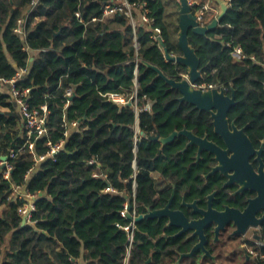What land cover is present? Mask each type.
I'll return each instance as SVG.
<instances>
[{"label": "trees", "instance_id": "1", "mask_svg": "<svg viewBox=\"0 0 264 264\" xmlns=\"http://www.w3.org/2000/svg\"><path fill=\"white\" fill-rule=\"evenodd\" d=\"M111 2L0 0V78L10 80L27 70L15 86L28 89L30 111L41 114L47 106V133L28 135L18 103L0 85V155L15 153L9 157L10 179L0 164V264H125L129 249L127 264H177L198 238L180 234L167 218H144L133 224L131 242L124 229L132 223L122 215L125 205L130 200V212L140 215L165 205L172 193V204L179 207L183 195L203 201L206 193L221 189L220 176L205 183L203 174L215 163L208 152L198 159L197 147L187 146L185 136L166 144L153 138L184 128L200 136L213 133L210 114L181 101L179 89L145 64L176 80L188 74L186 65L166 59L155 38L159 29L169 52L182 54L176 38L180 2L127 0L135 25L126 9L105 16ZM137 12H145L149 21H138ZM24 19L23 38L16 28ZM189 40L200 58L198 83L235 91L229 116L259 146L264 139V0H229L218 26L206 35L191 31ZM235 46L241 47L242 60L233 56ZM134 91L138 96L132 104L120 106L108 98ZM60 142L62 148L49 156ZM41 155L46 157L38 162ZM14 185L36 195L34 223L21 226L26 199H12ZM260 233L263 237L264 222ZM207 249L215 260L196 251L178 264L223 260L221 248L210 244ZM253 261L261 262L259 256Z\"/></svg>", "mask_w": 264, "mask_h": 264}, {"label": "water", "instance_id": "2", "mask_svg": "<svg viewBox=\"0 0 264 264\" xmlns=\"http://www.w3.org/2000/svg\"><path fill=\"white\" fill-rule=\"evenodd\" d=\"M180 2L179 9V33L178 44L182 50V54L175 55L169 52L163 39L159 37V43L164 49L165 57L168 61L181 63L188 67V77H183L180 80L172 79L168 77L158 66L145 62L148 66L152 67L160 77H162L173 88L179 89L181 92V101H188L192 103L197 109L208 111L213 118L214 130L217 134L221 135L227 146L226 149L220 147L217 143L210 141L207 137H201L188 129H182L180 131L175 130L167 137H159V135L153 137L159 139L163 144L173 141L178 136H185L188 138V145H197L199 147L198 158L201 155L202 150L209 151L215 155L218 164L213 167L212 172L221 171L228 178V183L237 181L242 187L240 190H244L248 187L256 189L258 196L250 199L247 208L241 211L234 207H227L224 211H217L212 206L210 200L208 209H200L199 212L203 215L202 218L189 220L185 213L181 210H173L169 203L163 208L150 209L145 214L134 216L128 213L127 216L138 222L144 218H161L166 217L169 220V225L180 228L179 233H185L186 230L196 228L193 235L198 238L191 251L181 253L178 263L183 257H191L196 251H202L204 256H209L214 259V255L207 249L206 243L208 241L204 228L207 225H211L212 221L218 223L215 233L218 238L219 230L224 224L233 220L237 225L235 234H245L248 227L253 224L255 226L261 222L262 219H257L256 214L259 209H264V162L261 158L264 145L260 149L256 150L253 142L246 134L244 128H239L234 122L230 124L228 118V112L236 104V93L233 90L231 94L225 92L223 88H210L200 89L193 86L198 82L201 77L200 58L196 53L194 47L191 46L189 40V34L193 31L196 34L206 35L209 31L215 29L222 18L225 16L228 10V1H221V11L217 16L208 24L202 25L197 19V16L193 8L189 5L187 0H178ZM32 61V58L31 60ZM128 104H132L128 102ZM232 152L231 156L228 153ZM255 153L259 155L260 160L259 174H257L250 163V157ZM1 160L6 161L7 155H0ZM247 177L244 180L242 177ZM261 182L252 183L253 180H259ZM213 195L210 197L212 198ZM186 204V203H185ZM189 206H196V203L189 204ZM131 205L129 206L130 211ZM26 224V217L22 218L21 226Z\"/></svg>", "mask_w": 264, "mask_h": 264}, {"label": "built area", "instance_id": "3", "mask_svg": "<svg viewBox=\"0 0 264 264\" xmlns=\"http://www.w3.org/2000/svg\"><path fill=\"white\" fill-rule=\"evenodd\" d=\"M189 5L193 8L198 21L200 22V24L202 25H206L205 22V16L206 13L208 12V10L211 9V5L209 1H205V2H199V0H187ZM229 2V0H228ZM126 9V13L131 16L132 19V5L130 3L127 2V0H112L111 3H108L104 9V15L105 16H109L111 14H113L115 11H122ZM77 16L80 17V13L77 12ZM25 20L21 21L20 26L18 28H16V31L24 38L25 37V28H24V24H25ZM142 20L143 21H149V18L146 16L145 12L142 13ZM133 22V19H132ZM135 25V23H133ZM159 34L160 31L159 29H156L155 31V38L157 40H159ZM232 54L235 58H237L238 60H242L243 58V54H242V49L240 46H235L233 47V51ZM27 73V70L25 69H21L17 76L13 79L7 80V79H2L0 78V85H7L8 86V91L9 93H11L12 97L15 99V101L18 103L21 114H22V118H23V122L25 123V127L28 130V135H31L32 133H35L37 135V137H41L44 134L47 133V128H46V113H47V106L44 105L42 106L43 109V113H39L38 111H30V109L28 108V103L26 100V95L28 93V89L21 91L20 89H18L15 86V82L23 77L25 74ZM183 77H188V74H184L182 76ZM193 86L195 88H200L203 90L206 89H210V88H223L225 90L226 93H228V88L224 87V86H217V85H212V84H207V83H194ZM67 94L70 96L72 95V91L69 90L67 92ZM137 92L134 91L129 97L124 95V94H118V93H109L108 94V98L110 100H112L113 102L117 103L118 105L122 106L128 102H131L132 100L137 101ZM72 125L75 126L77 125V122H72ZM62 142L54 145L51 148V151L48 153L49 156H54L61 148H62ZM29 148L34 150V144L30 143L29 144ZM15 156V153L13 150H11V152L9 153V155H7L8 159L6 161H3L0 159V164L2 166H4L6 169L4 170V177L6 179H10V175H11V171L13 169V166L9 160V157L13 158ZM45 155H41L37 158V161H42L45 159ZM91 163H93L94 161H90ZM135 185V182H134ZM106 190L111 191L113 190L112 188L108 187ZM11 197L13 200H17V199H26L25 204L20 208V214L22 215V217H26V223H34V221L32 220V211L35 210V194H32L28 191H26L25 189H23L21 186H17L14 185L13 186V190L11 193ZM128 203V202H127ZM131 204L128 203L125 205V209L122 211V215L127 216L128 213H131L129 211V206ZM134 216H138L135 212L131 213ZM135 221L132 220V223L130 225H126L124 226V229L127 230L130 234V241L132 242L133 240V227ZM256 247L258 248V253L257 256H259L260 258V264H264V236L259 237L256 240ZM251 254H254L253 251L250 252ZM129 255H130V249L128 250L127 253V258H126V263L129 259ZM74 262L76 264H84L82 261L80 260H74Z\"/></svg>", "mask_w": 264, "mask_h": 264}, {"label": "flooded vegetation", "instance_id": "4", "mask_svg": "<svg viewBox=\"0 0 264 264\" xmlns=\"http://www.w3.org/2000/svg\"><path fill=\"white\" fill-rule=\"evenodd\" d=\"M208 113L210 114V118H211V121L213 124V118L211 116V113L210 112H208ZM228 118H229L230 124L234 122L239 128L245 129V126H239L236 123L235 119L230 118L229 112H228ZM184 129H187V128H184ZM245 132H246V130H245ZM246 134L248 135L247 132H246ZM201 137H207L210 141L217 143L223 149L227 148L225 141L222 138V136L215 132L214 124H213L212 136L209 137L208 135H204ZM249 138H250V136H249ZM251 141H252V139H251ZM188 142H189V140H188ZM193 145L197 147V155L196 156L198 158L199 147L195 144H193ZM262 145H264V139H262L261 144L259 146H256L254 144L256 150L260 149ZM187 146H188V143H187ZM205 152H208L209 155L212 156L213 161L215 162L211 165V168L209 169V171L206 172L205 174H203L204 178H205V183H207L212 176L215 178H216V176H220L219 180L222 181L221 189L214 188L212 191L206 193L203 196L204 197L203 201L199 197L194 198L191 201H188V200H186L185 195H183L179 207H175L172 204L173 199H174V198H172L170 207L173 210L183 211L189 220L202 218L203 215L199 212V210L200 209H204V210L208 209L210 200L212 202L213 208H215L217 211H220V212L224 211L227 207H234V208H237L241 211H244L249 204V200L258 196V191L256 189L251 188V187H248L244 190H240L242 186L237 181H233L232 183H228L229 178L224 173H222L221 171H218V170L215 172H212L213 167H215L218 164V161L216 160L215 155L209 151L202 150L201 155L205 154ZM231 154H232V152L228 153L229 156H231ZM201 155H200V157H201ZM258 157H259V155L257 153H255L253 156L250 157V163L252 164V166H253V168L257 174H259V167H260V160L258 159ZM261 158L264 162V148H263V151L261 153ZM263 171H264V168H263ZM242 178L244 180H247V177H245V176H243ZM257 181L261 182L262 181L261 177L259 180H253L252 183L256 184ZM212 195H213V197L210 198ZM171 197H172V195H171ZM171 197L168 199V202L165 205H163L162 207H158V208L165 207L169 203ZM194 202L196 203L195 207L187 205V203L192 204ZM256 217H257V219H262L261 222H259L257 226L251 224L248 227V229L246 230L245 234H237V233L235 234V231L237 230V225L235 224V222L233 220L227 221L224 224V226H222L220 228L218 238H216V233H215V230H216V227L218 226V223L215 221H212L211 225H207L204 228V231L206 232L207 239H208V241L206 243V247H208L210 244H212V245H215V247L223 248V247H226V245L231 243V242H237V240L240 238L241 239L240 245L244 246L243 248H244V252L246 251V253H245L246 256H247V252H248L247 250H249V249H250V251H253L254 254L258 253V248L255 245V239L258 236L259 237L262 236L260 231H261V225L264 222V209H262V208L259 209L257 211ZM161 218H166V217H161ZM168 225H169V220H168ZM176 228L178 229V231H180V228H178V227H176ZM195 230H196V228H191V229L186 230V232H191L192 236H194L193 232ZM251 230L253 232H252L250 238H245L247 233H249ZM252 257L257 258L254 255ZM215 258L216 257L214 256V260H215ZM250 258H251V256H247V259H250Z\"/></svg>", "mask_w": 264, "mask_h": 264}, {"label": "rangeland", "instance_id": "5", "mask_svg": "<svg viewBox=\"0 0 264 264\" xmlns=\"http://www.w3.org/2000/svg\"><path fill=\"white\" fill-rule=\"evenodd\" d=\"M211 4L212 3H210V5ZM174 9H175V6H174V4H172V9L171 10H174ZM211 9H212V6H211ZM210 11H212V10H209L208 12H210ZM220 11H221V9L218 8V9H216V10L210 12V13H206L207 15L205 16V18L206 19H214L217 16V14L220 13ZM133 23H136V22L133 20ZM206 24H208V23H206ZM176 38L178 39V34H177ZM10 135L11 134H8L6 146H4V148H3V152L4 153H7L8 150H9V146H10V144H9L10 142L9 141L11 140V139H9ZM10 138H11V136H10ZM127 197L129 198L131 196L127 195ZM128 203H130V200L128 201ZM252 232L253 231L251 230L249 233H247L245 238H250ZM240 241H241V239L239 238L237 240V242H231V243L227 244L226 247L221 248L222 251L224 252L223 260L222 261H218V262H214V263L215 264H255L253 259H248V261L247 260L245 261V253H246V251L244 252V248H243L244 246L240 245ZM229 259H231V260H229ZM230 261H232V262H230ZM177 264H178V262H177Z\"/></svg>", "mask_w": 264, "mask_h": 264}, {"label": "crops", "instance_id": "6", "mask_svg": "<svg viewBox=\"0 0 264 264\" xmlns=\"http://www.w3.org/2000/svg\"><path fill=\"white\" fill-rule=\"evenodd\" d=\"M205 1H209L210 3H212L211 4V6H212V10L214 11V10H216V9H221V1L222 0H199V2H205ZM226 1H228V0H226ZM138 13V17H137V19H139L138 21H140L141 22V20H142V14L141 13H139V12H137ZM135 21V20H134ZM136 22V21H135ZM4 89V91L5 92H7V90H8V86L7 85H3L2 86ZM259 238V236L255 239V243H256V240ZM256 245V244H255ZM248 252L250 253L251 251H250V249L248 250ZM251 254V253H250ZM256 254V253H255ZM255 254H251L252 256L254 255V256H256L257 258H253V259H258V256H257V254L255 255ZM224 256V255H223ZM1 259H2V255H0V262H1ZM255 262V261H254ZM256 264V263H255Z\"/></svg>", "mask_w": 264, "mask_h": 264}]
</instances>
